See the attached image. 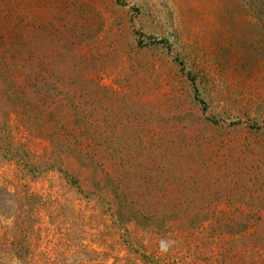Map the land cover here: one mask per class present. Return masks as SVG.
<instances>
[{
    "label": "rangeland",
    "instance_id": "1",
    "mask_svg": "<svg viewBox=\"0 0 264 264\" xmlns=\"http://www.w3.org/2000/svg\"><path fill=\"white\" fill-rule=\"evenodd\" d=\"M0 264H264V0H0Z\"/></svg>",
    "mask_w": 264,
    "mask_h": 264
},
{
    "label": "clouds",
    "instance_id": "2",
    "mask_svg": "<svg viewBox=\"0 0 264 264\" xmlns=\"http://www.w3.org/2000/svg\"><path fill=\"white\" fill-rule=\"evenodd\" d=\"M172 243H174V242H172ZM169 247H170V244H166V243H163V242L160 245V249H161L162 252H167Z\"/></svg>",
    "mask_w": 264,
    "mask_h": 264
},
{
    "label": "trees",
    "instance_id": "3",
    "mask_svg": "<svg viewBox=\"0 0 264 264\" xmlns=\"http://www.w3.org/2000/svg\"><path fill=\"white\" fill-rule=\"evenodd\" d=\"M117 1H120V0H117Z\"/></svg>",
    "mask_w": 264,
    "mask_h": 264
}]
</instances>
